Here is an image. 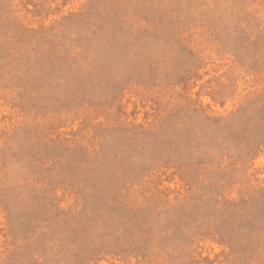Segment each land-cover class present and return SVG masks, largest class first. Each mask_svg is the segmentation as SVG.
I'll return each instance as SVG.
<instances>
[{
  "label": "rangeland",
  "instance_id": "374dc122",
  "mask_svg": "<svg viewBox=\"0 0 264 264\" xmlns=\"http://www.w3.org/2000/svg\"><path fill=\"white\" fill-rule=\"evenodd\" d=\"M0 264H264V0H0Z\"/></svg>",
  "mask_w": 264,
  "mask_h": 264
}]
</instances>
